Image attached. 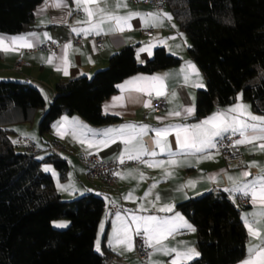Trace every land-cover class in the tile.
<instances>
[{"label":"crops","instance_id":"1","mask_svg":"<svg viewBox=\"0 0 264 264\" xmlns=\"http://www.w3.org/2000/svg\"><path fill=\"white\" fill-rule=\"evenodd\" d=\"M125 2L126 8L117 7V0H100L99 7L105 8L108 13L117 16H126L128 13H159L160 15L155 19L148 18L147 25L141 17H133L128 21L129 26L122 31H110V27H114L115 24L113 21L105 20L100 25L101 34H96L95 31H85L90 29L91 25L86 23L87 14L83 11V6H77L76 0H60V6H56L57 0H43L34 10L33 28L17 35L0 33V37L5 40H11L12 37L17 36H27L34 45L31 48L22 47L15 51H0V80L11 79L28 82L39 88L48 102H51L59 81H68L80 76L91 78L96 71L108 66L113 54L128 45L137 46V60L140 64H145L158 47H163L167 52L182 59V62L177 66L159 69L153 73L138 72L123 79L117 85V91L107 97L102 104L103 113L118 118L116 121L95 126L77 113L66 112L53 122L49 132L41 134V142L33 141L31 138L18 139L16 142L17 145L20 144L25 148L24 151L37 152L40 158L52 151H56L66 158L69 163L67 178L60 180L64 191H61L57 185L63 198L65 193L68 197L65 199H73L90 192L103 196L105 212L98 228L96 249L99 252H104L103 244L106 243L110 249L107 256L108 264H172L177 259V253L184 252L188 248H194L200 253L197 246L196 230L193 232L179 226V221H174L177 228L161 241L163 250H158L160 245L151 247L147 259L142 261L135 253L136 224L132 221V216L174 219L176 215H179L194 227L188 217L176 209L178 203L212 190L233 187V183L228 179L229 176L235 177L237 180L253 181L262 174V169H264V149L258 147L264 141L254 140L252 143L241 144L242 159L229 164L216 149L209 148L204 152H197L194 149L181 150L176 140V130L199 124L214 113L237 104L248 106L253 115L264 117V114L255 111L251 103L239 93L231 104L215 106L213 112L206 118L195 119L197 95L200 90L207 88V79L200 65L190 54V41L187 33L179 27L168 7L158 10L149 3L132 0H125ZM89 7L95 8L97 5L92 4ZM165 13L171 19L164 16ZM99 17V13L93 17V25L99 24ZM157 20L159 23L156 22ZM73 29L78 30L79 34ZM145 30L152 34L144 35L143 31ZM78 36H82L79 44L75 42V38ZM98 36L105 37L101 46L95 42V37ZM49 41L57 43L58 47L49 50L42 49L41 45ZM141 49L147 50L141 51ZM18 58H22L28 63L21 70L14 69L15 61ZM48 59H51L52 62L48 63ZM189 64L195 65L199 75L188 66ZM158 76L164 77V94L162 95H157L159 84L155 88L151 86V78ZM133 80L137 81V85L128 86V82ZM198 83H203L204 87L195 86ZM122 85L125 87L122 88ZM137 86L145 87L149 91L138 92L135 90ZM116 97L123 99L116 101L114 99ZM159 98L166 99L167 106L164 109L156 110L153 100ZM146 104H150V106H145ZM189 107L194 108L192 114L185 112V109ZM176 112H179L180 115H170V113ZM43 113L39 111L36 118L39 116L41 119ZM65 118H67L66 121ZM241 118L247 119V117ZM125 125H136L137 132L140 126L146 125L147 130L144 134L138 135L130 144H125L119 138L115 142H109L107 146L103 144V141L110 140L111 136L117 135L116 133L105 135L108 129H119ZM169 127L172 130L167 135V143L171 152H161L155 141L163 138L156 136V130ZM14 129H16L15 126ZM15 131L17 132V129ZM219 140H217V144ZM29 142L33 145V150L28 148ZM89 142L92 143L91 147ZM54 143L58 145V148H53ZM141 144L146 150L143 153L139 152ZM125 149H128V152H125ZM152 152H155L156 155H151ZM85 153H97L106 160L118 159L121 156L124 159H129V155L139 154V159H129L137 160L138 165H129L119 170L117 173L125 178L122 179L121 175H117L115 185L108 187L98 180L87 177L82 161V156ZM169 161L176 163L171 164ZM158 162L163 163L157 166ZM253 162L256 166H252ZM55 170L58 173L56 168ZM245 171L250 172L251 175L242 178L241 173ZM129 173L131 175H128ZM166 173H171V175ZM71 178L76 180V183L69 186L68 181ZM188 181L196 183L194 186H187ZM229 194L242 207L241 218L247 232L246 217L248 221L254 220V227L258 226L260 231L259 237H254L248 232L247 254L242 260L235 263L244 264L249 257V248L264 241V223L261 222L259 216L253 217L252 215L258 213L262 205L260 201L253 203L250 197L239 192ZM129 195L130 198L126 199ZM243 197L248 199L247 203L242 202L241 198ZM111 204H117L119 209L112 211L108 207ZM167 205L173 206L172 211H160ZM117 214L123 217L130 226L132 250H128L124 244H116L113 240V233L120 226V222L116 219ZM141 232L148 242L147 235L143 233V230ZM173 249L174 251H172ZM193 259L181 260L180 264Z\"/></svg>","mask_w":264,"mask_h":264},{"label":"trees","instance_id":"2","mask_svg":"<svg viewBox=\"0 0 264 264\" xmlns=\"http://www.w3.org/2000/svg\"><path fill=\"white\" fill-rule=\"evenodd\" d=\"M43 0H0V33L17 35L34 27V10ZM190 41V54L207 79L197 95L201 120L215 106L235 101L238 94L264 114V0H165ZM182 59L155 49L145 63L137 60V46L113 54L107 67L89 78L59 81L48 102L34 85L0 80V264H108L110 249H96L105 212L102 195L86 193L65 199L52 173L67 178L69 163L56 151L39 158L35 151L20 152L13 143L14 126L33 122L40 110V133L66 112L100 126L118 120L105 115L103 101L117 85L138 72L153 73L179 65ZM241 206L224 190H212L177 204L197 232L200 256L184 264H235L247 254L248 232ZM66 218V227L56 219Z\"/></svg>","mask_w":264,"mask_h":264},{"label":"snow or ice","instance_id":"3","mask_svg":"<svg viewBox=\"0 0 264 264\" xmlns=\"http://www.w3.org/2000/svg\"><path fill=\"white\" fill-rule=\"evenodd\" d=\"M100 0H76L77 6H83V11L87 14V21L91 28L87 31H95L96 34H101L102 29L100 25L105 22V20L113 21L115 26L110 27V31H122L125 27L129 26L128 21L133 17L139 16L145 20L146 25L148 23V18L155 19L160 14L159 13H128L126 16H117L112 13H108L105 8L99 7ZM95 4L97 7L92 8L89 5ZM60 6V0H57V5ZM117 7H127L125 0H117ZM100 14L99 24H92L93 17ZM168 19L171 17L168 14H164ZM159 23V21H156ZM79 34V31L73 29ZM34 45L29 41L27 36H17L12 37L11 40H5V38L0 37V51L8 52L15 51L18 48L27 47L31 48ZM147 49H141V51H145ZM48 63H51V59H48ZM190 68L199 75L198 70H196L195 65L189 64ZM65 74L67 72L65 71ZM144 79V78H139ZM163 79L164 77H152L151 78V86L153 88L159 84V90L157 91V95H162L163 93ZM137 85V81H129L128 86ZM195 86L204 87L203 83H198ZM122 88L125 86L122 85ZM135 90L138 92H146L149 91L147 88L142 86L135 87ZM150 94V92H149ZM116 101H120L122 97L114 98ZM145 106H150V104H146ZM187 114H192L194 112V108L189 107L185 109ZM180 115L179 112L170 113V115ZM235 114V115H233ZM241 117H247V119H242ZM67 118H65V121ZM249 121L255 122L250 123ZM147 126H140L139 131L137 132L136 125H125L119 129H108L105 132V135H109L110 133H116L117 135L111 136L110 140L103 141V144L107 146L109 142H115L116 139H121L125 144L132 143L133 140L136 139L138 135H142L146 132ZM172 129L163 128L156 130V136L162 137L163 139H156L155 143L160 148L161 152H171V148L167 143V135ZM239 134L241 139H237L234 141L233 146L241 145L245 143H252L254 140L264 141V117L253 115L248 106L243 104H237L233 107H230L223 111H218L214 113L212 116L207 117L199 124L192 125L190 127H181L176 130V140L180 146L181 150L185 149H194L197 152H204L206 149H216L217 148V140L222 139L226 134L230 137L234 134ZM258 133V134H257ZM34 138V137H33ZM16 143V141H13ZM89 146H92V143L89 142ZM259 148L264 149V143L258 145ZM146 150L143 148L142 144L139 149L140 153L145 152ZM125 152H128V149H125ZM151 155H156L155 152H152ZM121 163H123L124 157L121 156L118 158ZM129 159H139V154L129 155ZM163 162H158V165H162ZM171 164H175V161H169ZM153 166V165H149ZM252 166H256L255 162H253ZM45 171H53L51 168H45ZM116 175H121L120 173H115ZM167 175H171V173H166ZM128 175H131L129 173ZM251 173L245 171L241 173V177H248ZM121 178H125L121 175ZM142 178V177H141ZM229 181L233 183V187L226 188L224 191L229 193H241L244 196H248L251 198L253 203L260 201L262 207L258 213H253V217L259 216L262 223H264V169H262V174L258 176L253 181H243L237 180V178L229 176ZM195 181H188L187 186H194ZM90 191V190H86ZM130 198L129 197H126ZM159 199V197H157ZM172 205H167L160 209V211L170 212L172 211ZM117 221L120 222V226L117 227L115 232L113 233V240L116 244H124L128 248V250H132V234L130 230V226L124 221L123 217L119 214L116 216ZM247 221V228L250 235L254 237L260 236V231L258 230V226L254 227L255 221H248V218H245ZM132 221L136 224L135 234L141 235L143 233L147 235L148 245L149 247H155L156 245H160V249L163 250V245L161 241L170 235L176 228L177 224L174 221H179V226L188 228L191 231H195L196 229L188 224L187 221L184 220L182 216L176 215L174 219L171 218H159L156 216H132ZM65 223L57 224V227H66ZM174 251V249L172 250ZM200 255L194 248H188L184 252L177 253V259L172 262V264H180L181 260H190ZM244 264H264V241L261 243L253 245L249 248V257L244 262Z\"/></svg>","mask_w":264,"mask_h":264},{"label":"built area","instance_id":"4","mask_svg":"<svg viewBox=\"0 0 264 264\" xmlns=\"http://www.w3.org/2000/svg\"><path fill=\"white\" fill-rule=\"evenodd\" d=\"M135 2H141V3H149L153 6H155L158 10H164L166 8V2L165 0H132ZM144 35H151L152 33L150 31H143ZM105 37L104 36H98L95 37V42L98 46H101ZM82 40V36H78L75 38V42L79 44ZM58 47V44L49 41L43 45H41L42 49H56ZM28 63L22 59L18 58L15 61L14 69L15 70H21L25 65ZM153 105L156 108V110H161L166 108L167 102L164 98H159L153 100ZM240 139L239 134L231 135L230 137L228 135H225L222 139L218 141L216 151L227 161L229 164H233L238 162L242 159V152L240 145L233 146V143L235 140ZM33 145L30 143L29 149L33 150ZM53 148H58L57 144H53ZM82 161L86 170L87 177L92 180H98L101 183L105 184L108 187H112L115 185L117 181V173L119 170L129 166L138 165L137 160H129L124 159L123 163L119 161V159H112V160H106L102 158L97 153H85L82 156ZM243 203H247L248 199L243 197L241 198ZM112 211H116L119 209V206L117 204H111L108 206ZM151 252V247H149L148 242L146 240V237L141 235H136L135 237V253L136 256L142 260L145 261L148 257V255Z\"/></svg>","mask_w":264,"mask_h":264},{"label":"rangeland","instance_id":"5","mask_svg":"<svg viewBox=\"0 0 264 264\" xmlns=\"http://www.w3.org/2000/svg\"><path fill=\"white\" fill-rule=\"evenodd\" d=\"M40 112H43V110H40ZM39 122H40V119H39V116H38L34 123L33 122L32 123L29 122V123H21V124L15 125V128L17 129V132L13 135V140L17 142L18 139L22 140L24 138L25 139L26 138H31V140L33 139V141H36V140L38 141L39 140L41 142V137H40L41 133H40V128H39ZM30 143L31 142L28 143V148H29ZM17 150L20 151V152H23L25 150V148L22 145L19 144L18 147H17ZM50 167H51V169L53 171H47V172H50V173L53 174L57 185L60 187V190L64 191L63 186L60 184L61 183L60 182L61 179L59 177V172L57 173L55 168L51 164L50 165L49 164L43 165L44 170H45V168H50ZM74 183H76V180H74L72 178L68 181V185L69 186L73 185ZM66 196H67V193H65L64 198H68ZM80 196H82V195H80ZM65 221H68V220L66 218L56 219L55 220V224L57 226V224H59V223H65Z\"/></svg>","mask_w":264,"mask_h":264}]
</instances>
